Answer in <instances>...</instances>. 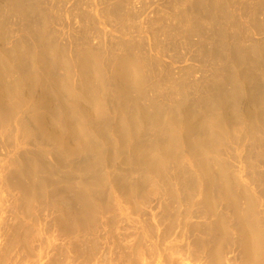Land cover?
<instances>
[{
  "label": "bare ground",
  "instance_id": "obj_1",
  "mask_svg": "<svg viewBox=\"0 0 264 264\" xmlns=\"http://www.w3.org/2000/svg\"><path fill=\"white\" fill-rule=\"evenodd\" d=\"M31 1L30 0H3L7 10L4 11V10L0 9V130H1L0 131L1 132L0 141L2 143H4V142L8 143V144L13 143V145L18 144L20 146L22 143L23 147L24 146L27 147L28 145H33V147L35 146L33 151H31L32 149L29 150V148H28V150H25L23 147L21 148V150H19L20 148L18 149L19 152L17 155H18L19 161L16 160L14 162V169L11 171L10 175L8 176L9 178H11L12 183L15 185L16 188L24 190L25 187L27 188L30 186V189H33V190L38 189L37 190L38 194H40V192H41V194H42L41 196H45V197L47 196V198L44 197L45 200H47L48 204L52 205L53 208L55 207V209L58 207V205L60 206V204H58L57 202L63 203L64 200L66 201V203L67 202L69 203V204L67 203L68 205L78 207V209L74 210L72 213H69V212L65 213V211L61 212L62 218H60V219L61 220L63 219L62 227L64 228V229L60 228L62 230V232L64 230H65L64 232L66 233V232H69L72 230L74 231V229H77V230L78 229L81 230V229H85V228L90 229L92 227V225H94V224L96 225V221L98 220V218H99L98 216H100V213H103V212L106 213L105 211L110 209L112 203L110 201L106 202L104 200V198L106 197L104 194H106L108 185H110V183L107 180L108 178L106 177L105 173H109V172H105L103 169L98 167V163L101 162L99 160L100 156L105 157L106 155H108L110 160L112 159L114 161H116V160H119V161L121 160V162L123 161V164H121V162H119L121 165H123V167L121 165H118L119 167H117V168H119V169H118L117 174L115 175L113 180H111V181L109 180L111 183L112 182L115 183V186L116 185H122L123 182L121 183V180H122V179H120L121 177L124 180V184H123L124 188H126V187L128 188V186H129L132 189L133 187H131V185H133L134 183L138 184V186L142 185V184L139 185V183H137L135 181H134V183L131 182L133 184H131V185L129 184V182H130L129 178H132L130 176L133 173L137 174V175H138V173L144 174V176L148 177V178H146V181H149V183L151 181H154L156 183V187H154L156 190H157V187H159V185H161L160 183L164 184V187L166 188L164 180L167 179L169 183L171 182L172 184H174L173 182H176V184H174L176 186L177 185H179V187L181 185L186 186V190L188 191V194H189V200L188 201H190V204H192L191 202H193V204L194 203L196 204V202L199 201L200 198L202 197L204 189H207V188H205V186H206L205 183L208 181H206L204 179V177L202 178L201 173L199 172L200 169H198V165H200V162H202V161L205 162L204 161L205 159H206V161L209 158H210V160H212L211 157H216L218 154H221L223 157L222 159H224V153L225 152H226L225 157H228L227 156L228 151L226 149V147L228 145L232 144L235 147V151L237 152L238 157H240L241 156L240 152H243L247 143L250 142L253 155H256V157H258V159L261 163H264V114L260 113L261 108L264 107V89H262L259 86L260 83H258V82L255 83V86L253 88L250 86V89L252 88L251 89L252 93L250 94L251 97L249 100L251 102H253L254 105L250 106L248 104L252 108L260 109V110H257L258 112L260 111L259 112L260 114L258 116L256 114L258 112H255L256 117L252 116L251 117L252 119L248 118V120H247V119H244L242 117L240 118V116H236V113H235L234 114L235 116L231 115V116H233V118H236L235 121H234V119H231V120H233L232 124H231L230 121H228V120L225 121L226 118L228 117L226 114L222 115V112L219 114L215 113V111L218 108H224L229 113V108H232V105H235L238 102L239 94L241 92H245V90H246V89L244 91L241 90V89H243L241 87V84L243 83L241 80H245V81L247 80L248 81V79H249V81H251V83L249 82V84L253 86L252 81L253 82H255V80L259 81L260 77L261 78L264 77V72H262V68H264V44L262 45V43L261 44L258 43L257 45H255L256 43L252 41L253 43H255L254 47H248L251 45H247V46H245V49H244L243 48L244 46L241 47V45H243L244 43L241 44V41L238 39V36L235 37L232 35V37L237 38V40H238L237 43L240 44L239 46H237L238 44H236V42H235L232 45L229 42V40L231 39V41H233L234 39L232 40V38H230V36H229L230 39L226 40L228 38L226 36V34L224 33V31H226V30L223 31L224 34L222 33V30L225 27L224 28L222 27L223 26V25H221L222 23L220 25H218L217 21L219 18L216 19L217 21L215 20V22H217V25L216 24L215 25H216V27L219 26L218 27L219 30L218 31L214 30V32L217 31L216 33H218L219 39H218V41L216 40V42L220 41L221 47H220V45H218V46L215 45L218 48L220 47V49L214 48V50L217 49L218 51L224 52V56H225V53L228 52L227 53L228 56L227 55L226 56L229 59L232 58V60L230 59L231 61H235L237 59H238V61H236V62L241 61V65L243 64L242 67L244 66L245 61H248V62L250 61L249 62L250 64H248L246 62V65L248 67L246 66L247 67L246 72L243 71L244 74L240 73L238 69L234 70V72L243 76V78H239V77L237 78L236 74L235 75L231 74L230 70L228 71L227 68H226V70L228 72L225 75L223 72L224 69H222V68H224L223 65L222 64L216 65V63H214L215 61H212L213 60L212 59L209 62L210 63L213 62L215 67L214 66H213L214 68L211 67L212 69H210L211 70L210 72L212 75V77H211L212 79L210 78L207 81H208V83L211 82L210 80H213V78L215 77L214 75H217L218 79L221 80V81H219L220 84L216 83L215 85L210 86L208 83L205 82L204 85L207 84V86H202L203 85L202 84V85H200L201 87H199V86H195L194 88L192 87L193 91H190L188 89V85H189V87H191L190 86L191 84H189L190 81L187 84L188 72L185 71V70H187V68L185 70H181L180 77H177L178 75H175V73H174L173 66H177L176 63L178 62V58L180 56L178 57L177 55H175V56L173 55L175 58H176V56L178 58H176L177 61L176 60L171 61L172 62L170 64L171 66H166L167 64L169 65V62H167V64H164L162 62V59L160 58L161 56L159 57V55H165L166 52L168 51V49L170 48V46H165V43H166V45H167V43L169 45H170V43H173L175 45L177 39H180L181 36H184V38H185L186 35H188L186 40H187V42H189L192 40V37L195 36V35H191V36H189V35L195 34V33H197V38H198V36H199L198 32H200V31H198V28L201 27L198 24H200L202 22L201 20L204 19V16H205V18H207V16H208L206 21L209 20L208 22L211 25L210 21L213 19V15H214L215 10L217 12L216 17L219 16V15H217L218 13L221 14V19L222 18L224 19V20L222 19L223 22L226 23L225 22V20H226L228 23L227 26L228 25L231 26L233 24V22L229 21V18L231 17V16H229L230 15L229 13L231 12V10L228 9V7H230L231 3H232V2H230V0H221V2L223 1L222 4H220L221 2L219 3L218 0L217 1H215V0H169V4H171V5H169V9H172V13H170L171 11L169 12L171 14L170 17H166L164 12H163L165 10H161L163 12L162 13L163 16L159 15L156 17V20H155L153 15L154 16H156V15H155V13L154 14L152 13L153 14L152 17L154 20L153 22L155 23V25H154L155 28L153 27V29H152V27H151V31L149 32V36H150L149 41H151L150 42L151 46H148V43H147V47L150 48L149 52H148V54L149 53L150 54L148 55L146 53L145 54L142 53V56H141V54H140V56L138 54L136 57V52H135V56H134L133 53L132 54L127 53L126 52L128 50L127 49L126 51L121 52L123 54L126 53L124 58L117 60L116 64H114L115 65L114 66L115 69H114V73H113L114 74V81L115 82L120 81V83H121V80L123 81V79H124L125 80L124 84H126V85L124 86L123 84L119 83V84H115V86L113 88L111 86L109 87V88H112L111 92L109 91V95L110 94L113 95L112 96V97H114L113 102L115 100L116 102L119 103L118 105L117 104L114 105L113 110L110 109L108 106V102H110L111 97L108 95L110 97V98L108 97L109 98L108 99L107 98L108 93L106 92V91H108L106 88V86H108V85H107V82L105 80V76H107L108 74L106 75L107 67H105V66H106L107 62L104 58V54L102 56L101 53H98V51L95 52V50H98V49H96L95 45L94 46L91 45V43L90 44L88 43V45H85L87 47L82 46V47H85L82 49H80L78 47V49H80V50H78L79 52L77 51L79 53L77 56L79 61L77 62L73 58L72 59L78 63V66L80 68V71H79L80 72V74H79L80 84L79 85H81V86L79 88H78V86L72 87L70 85V83H72L71 82L72 75H73L72 74V67L75 65L74 64L75 62L73 63V61H71L72 60L71 58H70L71 59L70 60V59H67L65 57L64 46L62 45V42L64 40L61 38V35L58 33V31L54 27L55 23L56 22L58 23V21H55V20H58L56 18V14L54 12H52L53 15H51L52 13L48 14L49 12L48 13L45 12L48 10V8H47V10L45 9L44 11L42 10L39 12L37 9L40 7V5H39L40 0H33L32 2ZM100 1L102 3L104 1L108 2L109 0H100ZM252 1L250 0V4ZM41 2H43V1L41 0ZM129 2H130V0H113V4L111 5L110 9L105 8L104 10H101L99 12V9L97 7V12L101 13V15L106 13L107 16L114 18L113 19L114 21L112 20L113 22L119 21L121 23H124V21L129 20V19L122 18L125 15L123 16L124 12L122 13L123 7H121V4L122 3H125V4L128 3V5H129ZM242 2H245V1L243 0ZM242 2H241V4H242ZM248 2H247V5L249 6L250 4H248ZM1 3H2V1H1ZM98 3H99V0H98ZM237 3H239V5H240V2H237ZM258 3H259V1H258ZM40 4H42V6H43V3H40ZM103 4H107V3H103ZM233 4H236V3H233ZM30 5H32V6H30ZM34 5H35V7H34ZM78 5H80V4H78ZM128 5H126V6H128ZM243 5L246 6V2ZM166 6L167 5H165V7ZM233 6H235V5H233ZM248 6H246V8ZM109 7H110V5H109ZM130 7H128V8H130ZM6 8L4 7L3 9H6ZM126 8L127 7H124V9H126ZM242 8H243V6H242ZM242 8L240 7V9H242ZM250 8H251V11H249L250 10L249 8H248L249 10L244 9V11H248L249 13L252 12L253 17L254 16L257 17V14L258 13L260 14L264 9L263 2H260L259 4H256V5L254 4V9L252 7H250ZM50 9H52V8H50ZM79 9H78V11H79ZM89 9H91V8H89ZM163 9H164V7H163ZM235 9H238V7H236ZM36 10H37V13L38 12L40 13V14L38 13L39 15L37 14L38 16L34 15V12L36 13ZM227 10H229L230 12H228ZM161 11H157V12H161ZM81 13H82V16L85 14V12H81ZM68 14H70V13H68ZM259 14H258V17H259ZM86 15H88V13ZM92 15H94V14H92ZM200 15H204L203 19H201V20L199 18ZM233 15L234 14H232V17H234ZM261 15H262V13H261ZM52 16H53V18H56V19L54 20L52 18ZM128 17H129V15H128ZM232 17L230 18L231 20H233ZM255 17L254 18L250 17V18H252V20H253V19H256ZM196 18H198V19H196ZM85 19H86V17H85ZM93 19H94V17H93ZM142 19H143V17H142ZM195 19H196V21H195ZM89 21H91V20H89ZM203 21L206 22L205 20H203ZM233 21L236 22V20H233ZM257 21H260V20H255L253 22V24ZM96 22H94V24H96ZM204 22H202V24ZM10 23H11V25H10ZM16 23H19V25L21 24L22 28L18 29L19 27L17 28L18 24H16ZM121 23H119V25H122ZM195 23L197 25H195ZM258 23H255L253 26L257 27L256 29H258L257 31H259L258 33L261 35V32H263V27H264V25H262V24H264V22L262 24L261 23L258 24ZM12 24L14 25L15 28H17L16 32L14 30L15 28L12 29L13 28V27H11ZM88 24H89V22H88ZM88 24H86L84 26L87 27ZM105 24H107V23H105ZM114 24L117 25L118 23H114ZM204 24H203V26H204ZM236 24L239 25L240 23L237 21ZM256 24L258 26H256ZM143 25H145V24H143ZM210 25H208V27ZM241 25H239V26H241ZM151 26H152V24H151ZM233 26H235V23ZM83 27H81V28L83 29ZM109 27L110 26H108V28ZM115 27H117V26H115ZM132 27H134V26H132ZM212 27H213V25L210 26V28H212ZM204 28H205V26H204ZM204 28H202V29H204ZM238 28H237V30H239ZM132 29L135 30V28H132ZM226 29L228 30V28H226ZM233 29H231V30H233ZM241 29H243V28H241ZM252 29H254V28L252 27ZM91 30L93 31V27H92V29L90 28L89 31H91ZM124 30H122V31L124 32ZM126 30H128V29H126ZM136 30H138V29H136ZM207 30H205V31H207ZM235 30H236V28H235ZM255 30H253V31L256 32ZM117 31L119 32L120 29ZM249 31H251V30H249ZM103 32H105V31H103ZM208 32H212V30L210 29V30H208ZM238 32H240V30ZM82 33H84V32H82ZM202 33H203V31L201 32V35H203ZM229 33H231V32H229ZM88 34H89V32H88ZM234 34H235V32H234ZM236 34L238 35L237 32H236ZM242 34L239 33L240 36H242ZM255 34H257V33H255ZM107 35H109V34H107ZM211 35L212 34H210L208 37H211ZM85 36H86V34H85ZM90 36H88V37H90ZM161 36L163 37L162 40L160 39ZM125 37H127V36H125ZM216 37H217V35H216ZM216 37H215V39H216ZM248 37H250V36H247V40L244 39L242 41H245V42L249 41ZM253 37H251V38H253ZM85 38L87 39V37H85ZM93 38H95V37H93ZM142 38H143V36H142ZM199 38H201V37H199ZM203 38H204V35H203ZM205 38H207V37H205ZM98 39H97V41H98ZM126 39H120V40H123V43L125 40L126 43L124 45L126 47L123 44H121L125 48L128 47L126 44L129 41H130V43L136 42V41L135 42L131 41V37L128 38V39H130L129 41L127 39L128 42L126 41ZM212 39H213V36H212ZM61 40H63V41L60 42ZM88 40L89 39H87V41ZM91 40H92V37H91ZM134 40H135V38H134ZM144 40H146V39H144ZM205 40L203 43L209 41V40H206V41ZM202 41L200 40V42L199 41H196V42L197 43L199 42L202 44ZM213 41H214V39H213ZM213 41L211 42V44L212 43L215 44V42H213ZM255 41H257V40H255ZM193 42H195V41L193 40ZM252 42L250 44H252ZM263 42H264V40H263ZM130 43H128V45ZM180 44H182V43L180 42ZM206 44H208V42L205 43L204 47H206ZM139 45H140V42H139ZM141 45L137 48L136 47H134V48H136V49L145 48L144 45L143 46H141ZM174 45H172L171 48L175 47ZM202 45H204V44H202ZM202 45H200V47H202ZM102 46H103V44H102ZM136 46H138V45H136ZM186 46H188L187 43H186ZM191 46H192V44H189L188 47H191ZM120 47H122V46H120ZM208 47L211 48V47H213V45L210 46L208 44ZM239 47H241V48H239ZM131 48L133 49V47H131ZM136 49H135V51H136ZM138 50L140 52V49H138ZM171 50H169V52ZM174 50H172V53ZM130 51L131 50H129L128 52H130ZM153 51H155L156 53H154ZM186 51H188V50H186ZM206 51H207V49H206ZM206 51H204V52H206ZM210 51H212V53H214L213 50H210ZM210 51H208V52H210ZM77 52L75 53L76 55H77ZM139 52H137V53H139ZM144 52H146V51H144ZM196 54H198V53H196ZM205 54H207V53H205ZM210 54H211V52H210ZM215 54H217V53L215 52L214 55ZM220 54H222V53H220ZM76 55H75V57H76ZM208 55H209V53H208ZM114 56H113V58L115 59ZM200 56H202V55H200ZM219 56H223V55H218V59H217L218 61L223 62L224 59H222V57L219 58ZM118 57H120V56H118ZM121 57H123V56H121ZM174 57H172V59H175ZM205 58L200 59V61L203 62ZM223 58H225V57H223ZM110 60H112V59H110ZM182 60H184V59L182 58ZM230 60H229V62H231ZM197 61L199 62V60H197ZM197 61L194 60V62H197ZM204 62H206V61H204ZM229 62H227V63H229ZM236 62L233 64L234 66L237 65ZM213 63H211V64L213 65ZM238 64H240V63H238ZM155 65L156 66L158 65V67L159 66L163 67V68L161 67V69H163L164 75H161V73H160V76H163L162 80H161L163 84L159 83V82H161L159 79H158L159 82L158 81L153 82L154 78L152 79V77H151L153 74L152 69L157 73V71L155 70ZM201 65H203V64L201 63ZM189 67L190 66H188V68ZM239 67H240V65H239ZM195 70H196V68L194 69V71ZM203 70H205V69H203ZM159 71H160V69L158 70V72ZM151 72H152V74L150 75ZM202 72H204V71H202ZM176 74H177V72H176ZM194 74H193V76H194ZM154 75H155V73H154ZM209 75L206 76L207 79H208ZM154 77H156V76H154ZM197 77H198V75H197ZM157 78H158V76L156 77V79ZM203 78H201L202 81L204 80ZM236 80H238L239 82ZM202 81H200V83H203ZM231 81H233V82H231ZM148 83H152V84L149 85ZM157 83H159L161 85H158ZM227 84L231 85L232 88L231 89L229 88L230 90L229 89L227 90L226 88H224V87H226ZM112 85H114V84H112ZM230 85H227V86L229 87ZM196 87H199V91L194 90V89H196ZM246 87H248V86H246ZM134 92H136V94H137V95H135V97H134V94L132 96V93H134ZM45 95L48 96V99H47V97H45ZM248 96H249V93H248ZM195 97H197V99ZM45 98L47 99V101L45 100ZM83 98H84V101L87 100L86 103L84 102L85 104H87V106H83V104H84ZM251 102H250V104H252ZM182 109H183V111L186 110V112L189 113V115L185 114L189 118V119H187V121H186L187 117H184V115L183 116L181 115ZM234 109H236V108H234ZM218 110H221V109H218ZM225 110H223V111H225ZM242 110H243V108H242ZM50 112L52 113L51 119L48 118V117H50L49 116ZM248 112H250V110L246 111V115L248 114L247 116L249 117ZM227 119H229V118H227ZM190 120L194 121L192 123H195V124L192 125ZM183 125H186L185 127H187V125H188L187 129H189V126H190V132L191 133L189 135H191V134L192 135L190 138L187 137V140H186V138H184L182 136V135H186V134H182ZM242 125H243V127H242ZM111 129H113L114 131L110 132ZM184 130H185V128H184ZM185 132H186V130H185ZM185 132L183 131V133H185ZM70 146H73V147H70ZM218 151L220 153H217ZM49 157H51L53 159L52 160L53 163H51V164H49L50 161H49V163L47 161V159ZM104 157H103V159H105ZM76 159H78L79 162H75ZM181 159H183V161H184V159L187 160L188 163H190L189 167H187V168L186 167H180L179 170L177 171V173L174 171L176 174L174 173L173 177L170 176V174L167 173L170 170V164H172V162L175 161L177 163V164L175 163V165L180 166L178 161L182 162ZM216 159L218 160L219 158H216ZM222 159L220 158V160L218 161L220 166H218L219 164L217 166H215L216 168L219 167L218 170L216 168H214V170L215 169L217 170L215 174H214V172L210 171L211 169L209 166H208V168L210 170H208V168H207L208 173H211V174L213 173V175L207 176L209 179H211L210 183H212V182L215 183L216 182L215 180L217 179V177L224 180V185L222 184L221 180H220L221 184L219 183L220 185H223V187L221 186V190H220V187L218 186V182H217V185L213 184V185H215V188H217L216 190H218V191L220 190L218 192V194H214L215 197L218 198V201L220 202L221 198L225 199V197L227 196V198L232 197L231 199L234 201V204H236L235 202H237V200L239 199V198L237 199V197L239 195L242 196V194L243 193L245 194L247 191L251 192L252 195L254 197H256L255 199L260 201L258 194L262 193L261 189L257 188V185H255L256 189H249L247 187L248 186L247 180L244 177V172L241 171L240 175H237V176L235 173H232V175H231L229 173L230 170L228 171V166H227L228 163L226 164V161L223 160L225 162L224 163L223 161H221ZM97 161H98L97 164H93V162L95 163ZM221 162H223V163H221ZM202 164H204V163H202ZM216 164H217V162H216ZM124 166H125V168H124ZM105 168H107V167H105ZM64 169H66L68 171V173H66L65 178H64ZM73 170H75V171H73ZM82 171H85L84 173L85 174L87 173L88 176H86L87 174L85 175L84 173H80ZM78 173L82 174L81 175L82 181L80 179H78L80 182H77V187H75V189L77 188L78 192H76V191H74L73 186L70 184V181L75 180L76 178H80V177H77ZM202 173H204L203 169H202ZM40 175H42V176L44 175V176L41 177ZM112 175H113V173H112ZM171 175H173V174H171ZM203 176H205V175H203ZM142 177H143V175H142ZM258 177L261 181L264 180V173L259 172ZM23 178L28 179L29 184L27 186H25V183L23 182L25 179L22 181ZM110 178L111 177H109V179ZM133 179H134V177H133ZM118 180H120V181H118ZM238 180L241 183H243L246 187H242L243 185L241 186L240 185L241 183L239 184ZM137 181H139V180H137ZM140 181L142 183L144 182L141 179H140ZM74 182H73V184H74ZM118 183H120V184H118ZM169 183H167V184L169 185ZM153 185H154V183H153ZM208 185H209V182H208ZM115 186L112 185L113 189L116 188ZM135 186L136 185H134V189H135ZM210 186H209V188H210ZM216 186H218V187H216ZM121 187L122 186H120L119 188H121ZM130 188H129V193H130V191H131V193L133 191H138L136 189L130 190ZM170 188H171V186H170ZM139 189H141V188H139ZM211 189H210V191H211ZM33 190H32V192H33ZM124 190H126V189H124ZM141 190H143V187ZM216 190H215V193H217ZM28 191H29V188H28ZM120 191H123V190H120ZM139 192H141V191L139 190ZM134 193H132V195ZM166 193H168V192H166ZM219 193L221 194L220 196H219ZM236 193L238 194V196ZM38 194H36L35 197H37V199H40L38 197L39 196ZM141 194H142V192L139 193V195H141ZM184 194H185V192H184ZM184 194H183V190L177 189V194L174 197L179 201H183L185 199ZM246 194H247V196L249 195V197H250V193H246ZM111 195H113V194H111ZM111 195H110V197H112ZM135 195H136V193L134 194V196ZM139 195H137V196H139ZM204 195H205V193H204ZM102 196H104V198ZM148 197H149V195H148ZM254 197H253V199H254ZM119 198H120V196H119ZM227 198H226V200H227ZM243 198H246V197L243 196ZM142 199H143V197H142ZM253 199L251 197H250V199H247L248 205L249 204H251L252 206L254 205L255 201L253 202ZM35 200H36V198H35ZM214 200H215V198H214ZM229 200H230V198H229ZM214 203H216V207H217L218 202H214ZM113 204H114V202H113ZM56 205H57V207H56ZM68 205H67V207L69 208L70 206H68ZM255 205L253 206V208L255 207ZM193 207H195V206H193ZM73 209H71V210H73ZM64 210H66V209H64ZM193 210L191 211V213L193 212ZM235 210L236 209H234V211ZM237 210H239V208H237ZM189 212H190V210H189ZM193 214H195V213H193ZM237 214H240V213L237 212ZM242 214L243 213H241V215ZM174 219H175V217H174ZM68 220H69V222H68ZM189 230H191V229H189ZM186 231H187V229H186ZM170 232H172V234H173V228H172V231H170ZM169 233H168V235H169ZM182 234H183V232H182ZM157 236H158V234H157ZM179 236H180V234H179ZM167 237H169V236H167ZM190 238H191V235H190ZM148 242H150V241H148ZM230 243H232V242H230ZM197 245H198V242H197ZM140 246H139V248H140ZM194 248H196V247H194ZM138 253H140V251ZM133 264H135V263H133Z\"/></svg>",
  "mask_w": 264,
  "mask_h": 264
},
{
  "label": "rangeland",
  "instance_id": "obj_2",
  "mask_svg": "<svg viewBox=\"0 0 264 264\" xmlns=\"http://www.w3.org/2000/svg\"><path fill=\"white\" fill-rule=\"evenodd\" d=\"M1 1H2V3H1ZM1 1H0V5H1L0 9L4 10V11L7 10L3 0H1ZM42 1L43 2H41V0L39 1L40 7L39 8L37 7L38 8L37 10L40 12L42 10L44 11L45 9L47 10V8H48V10L45 12H47V13L49 12L48 14L54 12L56 14V18L58 20H55L56 18H53V16H52V18L55 21H58V23L57 22L55 23L54 27L56 28L58 33L61 35V38L64 40V41L61 40L60 42L63 41L62 45L64 46V54H65V57L67 59L73 58L75 61L78 62L79 61V59L77 57L79 54L78 50L87 47L85 45H88V43L89 44L91 43V45L96 46V49H98V50H95V52L98 51V53H101L102 56L104 54V58L107 62L105 67H107V71H108V72L106 71V75L107 74L108 75L105 76V80H106L107 85H108V86H106V88L108 90L106 92L108 93L107 98L109 96L111 97L110 102H108V106L112 110H113L114 105L119 104L115 100L113 102L114 97H112L113 96L112 94L109 95V91L111 92V89L115 86V84L120 83V81L119 82L114 81V74L113 73H114V69H115L114 64H116L117 60L124 58V56L126 55V53L123 54L121 52L126 51L128 49L126 52L131 53V54L133 53L134 56H135V52H136V57L138 54H139V56H140V54L142 56V53L148 54L150 48L147 47V43H148V46H151V43H150L151 41H149L150 40L149 39L150 38L149 32L151 31V27L153 29V27L155 25V23L153 22L154 21L153 17L156 20L157 16H159V15L163 16V14H162L163 12H164L166 17H170L171 16L170 13H172V9H169V5H171V4H169V0H159V1L158 0H132L133 2L130 0L129 5H128V3L127 4H125V3L121 4V7H123L122 13L123 12L125 13V14L123 13V16L124 15L125 16L122 18L129 19V20L124 21V23H125L124 24V23H121L119 21L113 22L114 18L107 16L106 13L103 15H101V13H99L101 10H104L105 8L110 9L111 5L113 4V0H111V1L109 0L108 2L104 1L102 3L100 0H99V3H98V0H81V1L80 0L79 1L78 0H42ZM215 1H217V0H215ZM242 1L243 0H237V1L236 0H232V1L230 0V2H232V3H231V6L229 5L230 7H228V9L231 10V12L229 10H227L228 12H230L229 16L232 17V14H234L233 15L234 17H232L233 20H236V22L238 21L240 23L239 25L242 24L241 26L237 25L238 23L236 24V22L231 20L230 19L231 17H230L229 21L233 22V24L231 26L233 28L235 27L236 30H235V28L233 29L230 25L227 26L228 23L226 20H225L226 23L223 22L224 19L223 18H222L223 20L221 19V14L218 13L217 15H219V16L216 17L217 12L215 10V12H214L215 16L213 15V19L210 17L212 19L210 21L211 25L208 22L209 20L206 21L208 16H207V18H205L204 15H200V17H199L200 20L203 19V16H204L203 20H205L206 22L201 20L202 22L205 23V24L203 23L205 28H204L202 22L201 23L199 22L200 24H198L196 22L199 26H201L200 28H198V31H200V32H198V34H199L198 38H197V33H195V34L189 35V36L195 35L194 37H192V40L190 39L191 40V41H189L190 43L187 42V40H186L188 35H186L185 38H184V36H181V38H180L181 40L177 39L175 45L173 43H170V45L167 43V45H166V43H165V46H170V48L168 49V51L166 52L165 55H159V57L161 56L160 58L162 59V62L164 64H167V62H169V65L167 64L166 66H171L170 65L172 63L171 61L172 60L177 61L176 58H178L180 56L178 58V62L176 63L177 66H173L174 73H175V75H178L177 77H180L181 70H185L187 68V70H185V71L188 72L187 77L189 80L187 79V84L189 81H190L189 84H191L190 85L191 87H189V85H188V89L190 91H193L192 87L194 88L195 86L201 87L200 85H202V84H203L202 86H207V84L206 85H204V84H205V82L208 83L207 80H209L212 77L210 69H212L211 67L214 66V63H216V65L217 64L223 65L224 68H222V69L225 70V71L223 70L225 75L230 70L231 74H234V75L236 74L237 78L238 77L243 78V76L234 72V70L238 69L240 73L244 74L243 71L246 72L247 71L246 68L248 67L246 65V62L248 64H250L249 63L250 61L249 62L245 61V63H244L245 67L244 66L242 67L243 64L241 65V61L236 62V61H238V59L235 61H231L232 58H230L231 59L230 60L227 57L228 52H226L225 56H224V52L218 51L217 49L214 50V48H218V47H216L218 45H220V47H221L220 41L216 42V40L218 41V39H219L218 33H216L219 30L218 29L219 26L216 27L217 22H218V25H220L222 23L221 24V25H223L222 27L223 28L225 27L223 30L222 29L221 30H222V33L224 30H226V31H224V33L228 37L226 40H229L230 38H232V40L233 39L235 40V41L234 40L231 41V39L229 40V42L232 45L235 42H236V44H238L237 38L232 37V35L235 37L238 36V39L241 41V44H243V43L245 44V45L244 44L241 45V47L244 46L243 47L244 49H245V46H247V45H251L248 47H254L255 43H256L255 45H257L258 43H260V44L262 43V45L264 44V42H263V40H264V27L262 26L263 32H261V35H260L258 33L259 31H257L258 29H256L257 27L253 26L255 23L259 22L262 24L264 22V14H263L264 9L261 12L262 15H261V13L260 14L258 13L260 18L258 17V14H257V17L254 16L256 19H253V20H252V18H254L252 15L253 13L252 12L249 13L248 11H244V9H246V10L250 9L249 11H251L250 7H252L254 9V4L256 5V4H259L260 2H263V7H264V1L263 0H255L256 1L255 2L254 0L253 1L251 0L252 1L251 4L253 3L252 4L253 6H252L250 4V0H247V1L244 0L246 2V6H248L247 2L249 1L248 4H250V5L247 8H246V6L243 5L245 2H242ZM258 1H259V3H258ZM218 2L220 3L221 0L220 1L218 0ZM237 2H240L241 6ZM241 2H242V4H241ZM40 3H43V6ZM103 3H107V4H103ZM222 3H223V1L220 4H222ZM233 3H236V4H233ZM78 4H80V5H78ZM232 4L235 6H233ZM109 5H110V7H109ZM126 5H128V6H126ZM165 5H167V6L165 7ZM30 6H32V5H30ZM242 6H243V8H242ZM2 7L3 8L5 7L6 9H3ZM34 7H35V5H34ZM97 7L99 9V12H97ZM124 7H127V8L124 9ZM128 7H130V8H128ZM163 7H164V9H163ZM236 7H238V9H235ZM240 7L243 10L240 9ZM50 8H52V9H50ZM89 8H91V9H89ZM78 9H79V11H78ZM37 10H36V13L34 12L35 16H38L40 14L39 12H38L39 14L37 13ZM161 10H165V11L162 12ZM80 11L85 12V14L82 16V13ZM155 11L156 12L161 11V12L156 13ZM166 11L168 13L170 11L171 12L168 14ZM68 13H70V14H68ZM87 13L89 16L86 15ZM152 13L153 14L155 13L156 16H154ZM92 14H94V15H92ZM51 15H53V13ZM128 15H129V17H128ZM152 15H153V17H152ZM85 17H86V19H85ZM93 17H94V19H93ZM142 17H143V19H142ZM250 17H252V18H250ZM196 19H198V18H196ZM196 19H195V21H196ZM216 19H218V21ZM89 20H91V21L93 20L92 21L93 23ZM215 20L217 22H215ZM255 20H260V21H257L253 24V22ZM88 22L91 26L88 24ZM94 22H96V24H94ZM105 23H107V24H105ZM114 23H118V24L116 25ZM119 23H121L122 25H119ZM196 23H195V25H197ZM234 23H235V26H233ZM16 24H18L17 25V28L19 27L18 29L22 28L21 24L20 25H19V23H16ZM86 24H88L87 27L84 26ZM143 24H145L146 26ZM151 24H152V26H151ZM10 25H11V23H10ZM208 25H210V26L213 25V27H212L213 29L210 28V26L208 27ZM262 25H264V24H262ZM108 26H110V27L108 28ZM115 26H117V27H115ZM132 26H134V27H132ZM251 26L254 29H252ZM256 26H258V25L256 24ZM11 27H13L12 29L15 28L13 24ZM81 27H83V29ZM92 27H93V31L91 30L92 31L91 32L89 30H90V28L92 29ZM17 28L14 29L15 32L17 31ZM125 28L128 30H126ZM132 28H135V30ZM202 28H204V29H202ZM206 28L208 30L211 29L212 32H208V30ZM226 28H228L229 31ZM237 28L240 30V32H238L239 30H237ZM241 28H243V29H241ZM119 29H120V31L118 32L117 30H119ZM121 29L122 30L125 29L124 32ZM136 29H138V30H136ZM231 29H233L234 31ZM205 30H207V31H205ZM214 30H217V31L214 32ZM249 30H251V31H249ZM253 30H255L256 32H254ZM103 31H105V32H103ZM202 31H203L202 34L204 35V38H203V35H201ZM82 32H84V33H82ZM88 32H89V34H88ZM229 32H231V33H229ZM234 32H235V34H234ZM236 32L238 33V35L236 34ZM239 33H241V34L243 33L242 36H240ZM255 33H257V34H255ZM85 34H86V36H85ZM107 34H109V35H107ZM210 34H212L211 37H208ZM124 35L127 36L128 38L131 37V41H133V42L136 41L138 44L136 42L130 43V41H129L130 39H128ZM216 35H217V37H216ZM88 36H90V37H88ZM142 36H143V38H142ZM212 36H213L214 41L212 39ZM214 36L216 37V39ZM229 36H230V38H229ZM247 36H250V37H248L249 41H246V42L242 41L244 39L247 40ZM85 37H87V39H89V40L87 41V39ZM91 37H92L93 41L91 40ZM93 37H95V38H93ZM199 37H201V38H199ZM205 37H207V38H205ZM251 37H253V38H251ZM119 38L120 39H126V38L128 39L129 42L127 41V39H126V41L130 44L129 45H128V43L126 44L128 46L127 48H125L126 46L124 45L126 43L125 40L123 43V40H120ZM134 38H135V40H134ZM97 39L99 42L97 41ZM144 39H146V40H144ZM160 39L162 40L163 37L161 36ZM199 39L201 41L203 40L202 44H204V45L199 43L200 42ZM205 39L209 40V41H207L208 44L210 46L213 45V47H211V48L208 47V44H206V47H204L205 43H207V42L203 43ZM178 40L182 44H180V42ZM193 40L195 42H193ZM255 40H257V41H255ZM196 41H199L198 42L199 44ZM212 41L215 42V44L214 43L211 44ZM252 41L255 43H253ZM139 42H140V45L142 44L141 46L144 45V47H145L143 49L138 48V49H140L141 53L139 52L138 49H136L137 47L140 46ZM251 42H252V44H250ZM186 43L188 46H189V44H192V46L188 47V46H186ZM102 44H103V46H102ZM121 44H123L125 47H123V45H121ZM136 45H138V46H136ZM172 45H174L175 47L171 48ZM200 45H202V47H200ZM239 45L240 44H238L237 46H239ZM82 46H85V47H82ZM120 46H122L123 48ZM130 46L133 47V49ZM78 47L80 49H78ZM134 47H136V48H134ZM220 47L218 49H220ZM241 47H239V48H241ZM135 49H136V51H135ZM171 49L172 50L175 49L174 50L175 52L173 51V53H172ZM185 49L188 51H186ZM206 49H207V51H206ZM129 50H131L132 52L131 51L128 52ZM143 50L146 52H144ZM169 50H171V51L169 52ZM210 50H213V52L214 53L216 52L218 55H223V56H219V58L222 57V59H224L223 62L218 61L217 60L218 55L217 54L214 55V53H212V51H210ZM204 51H206V52H204ZM208 51H210L211 54ZM76 52H77V55L75 54ZM137 52H139V53H137ZM153 52L156 53L155 51H153ZM195 52L198 54H196ZM205 53H207V54H205ZM208 53H209V55H208ZM220 53H222V54H220ZM75 55H76V57H75ZM173 55L174 56L177 55L178 57L176 56V58H175ZM200 55H202V56L204 55L206 58L204 56L202 57ZM113 56L115 57L116 60L113 58ZM118 56H120V57H118ZM121 56H123V57H121ZM172 57H174L175 59H172ZM223 57H225V58H223ZM182 58L184 60H182ZM203 58H205L204 61H206V62H204L202 60L204 63L200 61V59H203ZM73 59L71 61H73V63H74L75 61ZM110 59H112V60H110ZM194 60L195 61L199 60V62L198 61L194 62ZM210 60L215 61L214 63L211 62V63H213V65L209 62ZM229 60L231 62H229ZM226 61L229 63H227ZM77 62H75L74 63L75 65L73 64L74 66L72 67V74L73 75H72V79H71L72 83H70V85L72 87L78 86V88H79L81 86V85H79L80 84V81H79L80 68H79ZM200 62L203 65H201ZM235 62L237 65L234 66L233 64ZM238 63H240V64H238ZM239 65H240V67H239ZM188 66H190V67L188 68ZM161 67L162 66L158 67V65L157 66L155 65V70L157 71V73L152 69L153 74L151 72L150 75L152 74V76H151L152 79L153 78L155 79V80L153 79V82L158 81V79L160 81L162 80L163 76H160V73H161V75H164V73H163V69H161ZM158 68L160 69L159 72H158V70H159ZM195 68H196V70H195L196 72L194 71ZM226 68L228 71L226 70ZM203 69H205V70H203ZM263 70H264V68H262V72H264ZM202 71H204V72H202ZM176 72H177V74H176ZM154 73H155V75H154ZM193 74H194V76H193ZM153 75L156 77L158 76V78L156 79V77H154ZM197 75H198V77H197ZM207 75H209L208 79L206 77ZM214 76H213L214 77L213 80H210L211 82L208 83L210 86H213L216 83L220 84L219 81H221V80L218 79L217 75H214ZM201 78H203L204 80L202 81ZM260 80H259L260 82L258 80H255V82L252 81L253 86L249 84V82L251 83V81H249V79H248V81L247 80L246 81L241 80L243 82V83L241 82L242 83L241 87L243 88L241 90L242 91H244L245 89L246 90H245V92H241L239 94L238 102L235 104L236 106L232 105V108H229V113L224 108H218L221 110L217 109L215 111V113L219 114L222 112V115L226 114L228 116L227 118H229L230 120L226 118L225 121L228 120L231 122V124L233 121L231 119H234V121L236 119V118H233V116H235L234 115L235 113H236V116H240V118L242 117V118L247 119V120H248V118L252 119L251 118L252 116L256 117V114H257V116L260 113L264 114V110H263L264 107L261 108V112L259 111L260 112L259 113L257 110H260V109H255V108L250 107V106H253L254 103L249 100L251 97L250 94L252 93L251 89L255 86V83H257V82L260 83L261 85L259 84V86L262 89H264V83H263L264 77L263 78L260 77ZM200 81H202L203 83H200ZM236 81H238V80H236ZM124 82H125V80L123 79V81L121 80L120 84H123L125 86L126 84H124ZM231 82H233V81H231ZM159 83H162V81ZM159 83H157V84L161 85ZM194 83L195 84L197 83V84L195 85ZM112 84H114V85H112ZM148 84L151 85L152 83H148ZM227 85H230V84H227ZM227 85H226V87H224L227 90L229 88L230 89L232 88L231 85L229 87ZM110 86L112 88H109ZM246 86H248V87H246ZM250 86L252 87L251 89H250ZM199 87H196V89H194V90L199 91ZM248 93H249V96H248ZM133 94H134V97H135V95H137L136 92L132 93V96H133ZM45 97H47V99H48L47 95H45ZM195 98L197 99V97H195ZM47 99L45 98L46 101H47ZM86 101L87 100L84 101V98H83V103L84 102L86 103ZM250 102L252 104H250ZM85 103L83 104V106H87V104H85ZM234 108H236V109H234ZM242 108H243V110H242ZM223 110H225V111H223ZM247 110L248 111L250 110V112H248L249 117L247 116L248 114L246 115ZM255 112H258V113L255 114ZM187 113L188 112H186V110H184V111H183V109L181 110L182 116L184 115V117H187L186 115H189V113L188 114ZM51 114L52 113L50 112V114H49L50 117H48L50 119L52 117ZM231 115H233V116H231ZM187 119H189V118L187 117L186 121H187ZM190 122L192 125L195 124V123H192L194 121L190 120ZM185 126L186 125H183L182 134H186V135L188 134V135L187 136L182 135V136L184 138H186V140H187V137L190 138L192 134L189 135L191 133L190 132V126H189V129H187L188 125H187V127H185ZM242 127H243V125H242ZM184 128H185L186 132H185ZM112 131H114V130L111 129L110 132H112ZM183 131L185 133H183ZM0 135H1V132H0ZM11 144L10 143L8 144L5 142L0 143V264H133V263H135V264H264V180L261 181L258 177L259 172L264 173V163H261L259 161L258 157H256V155H253L250 142L247 143L246 147L244 148V151L240 152V154H241L240 157H238V154L235 151V147L231 144V145H228L226 147V149L228 151L227 152L228 157H225V154H226V152H225L224 153V159H222L223 157L221 154H218L216 157H211L212 160H210V158H209V159H207V161L205 159L204 160L205 162H203V161L200 162V165H198V169H200L201 171L199 170V172L201 173L202 178L204 177V179L209 182V185H208V182L205 183L206 186L207 185L208 186L207 187L205 186V188H207V189H204L203 195L200 198L201 201L200 200L197 201L196 204L195 203L193 204V202H191L193 205L190 204V201H188L189 200V194H188V191L186 190V186L185 185H181L180 187H179V185L176 186V185H174V184H176V182H173L174 184H172L171 182L169 183L167 179L164 180L166 188L164 187V184L160 183L161 185H159V187H157V190H156L154 188V187H156V183L154 181H151L152 183L151 182L149 183V181H146V178H148V177L144 176V174L138 173V175H137V174L133 173L130 176L132 178H129V180H130L129 184L131 185L135 181V182L139 183V185L142 184V185H140L141 187L138 186V184L134 183L133 185H131V187H133L132 189L129 186H128V188L127 187L124 188L123 187L124 180L122 177L120 178V179H122L121 183L123 182L122 185H116L115 186V183L112 182L113 183L112 184L110 181L113 180V178L117 174L118 169H119L117 167H119L118 165L123 164V161L121 162V160L120 161L119 160L114 161L112 159L110 160L108 155H106L105 157L100 156L99 160L101 162L98 163V161H97L95 163L93 162V164L98 163V167L103 169L105 172H109V173L111 172L110 174L104 172L106 177L108 178L107 180L110 183V185H108L106 194H104L106 197L105 198H104V196H102V197L104 198V200L106 202L110 201L112 203V205H111L109 210L105 211L106 213H104V212L100 213V216H98L99 218L97 217L98 220L96 221V225L95 224L92 225V227L90 229L89 228L88 229L85 228V229H81V230L74 229V231L72 230V231H69L66 233L64 232L65 230L63 232L61 230V229H64L62 227L63 219L62 220L60 219V218H62L61 212L65 211V213H67V212L72 213L74 210L78 209V207L70 206V205H68L69 203L67 202L68 203L67 204L66 201L64 200L63 203L57 202L58 204H60V206L57 204L58 207L56 205L57 208L55 209V207L53 208V206L49 205L48 201L45 200V198H47V196L46 197L41 196L42 194L40 191H39L40 194H38V191H37L38 189L37 190L34 189L35 190L34 191L33 189H30V186L27 188L25 187L24 190L16 188L15 185L12 183L11 178H9L8 176L10 175L11 171L14 169V162L16 160L19 161V158L17 155L19 152L18 149L20 148L19 150H21V148L23 146H22V143H21V146L18 144H14V145H13V143H11ZM28 146L27 147L24 146L23 148L25 150H28V148H29V150L32 149L31 151H33L35 148V146L33 147V145H28ZM70 147H73V146H70ZM217 153H220V152L218 151ZM103 157L105 159H103ZM50 158L51 157H49L47 159L48 163L50 161L49 164L53 163L52 162L53 159L52 158L50 159ZM216 158H219V159L217 160ZM220 158L222 159L221 161L224 160V161H226V164L228 163L227 164L228 171L230 170L229 173L231 175H232V173H235L237 176V175H240L241 171L244 172V177L247 180V183H248L247 187L249 189H256L255 185H257V188L261 189L262 193L258 194L260 201L255 199L256 197H254L251 192H249V191L246 192V193H250V197L252 199L254 197L255 200L253 199V202L255 201L254 205L256 204L254 208H253L254 205L253 206L251 204L248 205L247 199H250V197H249V195L247 196L246 193L245 194L243 193L242 196L241 195L238 196V194L236 193L238 196L237 199L239 198L237 200V202H235L236 204H234V201L231 199L232 197H229L230 200H229V198H227V196L225 197V199L221 198L220 202L218 201V198L215 197L214 194H218V192L221 190V186L223 187L224 180L217 177V179L215 180L216 181L215 183L214 182L210 183L211 179H209L207 176H211V175H213V173L212 174L208 173L207 168L209 166L211 170L209 168H208V170L214 172V174H215L219 168V167L216 168L215 166H217L219 164L218 161L220 160ZM181 161L182 162L178 161L180 166L175 165V163H176L175 161L172 162L173 165L170 164L169 172L170 171L171 172L170 173L167 172L168 174H170V176L173 177L174 173L175 172L177 173V171L179 170L180 167H186V168L189 167L190 163H188L187 160L184 159V161H183V159H181ZM215 161L217 162V164ZM75 162H79L78 159H76ZM119 162H121V164ZM223 162H221V163H223ZM202 163H204V164H202ZM121 166L123 167V165H121ZM218 166H220V164ZM105 167H107V168H105ZM124 168H125V166H124ZM214 168H216L217 170L216 169L214 170ZM202 169H203L204 173H202ZM65 170L66 169H64V178L66 176V173H68V171L67 170L65 171ZM73 171H75V170H73ZM84 172L85 171H82L80 173H84ZM112 173H113V175H112ZM78 174H77V177H80V178H76L75 180L70 181V184L73 186V189L76 192H78V191H77V188L75 189V187H77V182H80L78 179L81 180V175H82V174H79L80 175L79 176ZM171 174H173V175H171ZM142 175H143V177H142ZM203 175H205V176H203ZM40 176L43 177L44 175L43 176L40 175ZM86 176H88V174ZM108 176L111 178L109 179ZM133 177H134V179H133ZM140 179L144 182L142 183L140 181ZM137 180H139L140 182ZM220 180H221L223 185H220L221 184ZM22 181L25 183V186H27L29 184V181L27 178H23ZM118 181H120V180H118ZM73 182H74V184H73ZM131 182H133V183H131ZM217 182H218V186L220 187L219 191L216 190L217 188H215V185H217ZM153 183H154V185H153ZM167 183H169V185ZM238 183L240 184L241 182L239 181ZM111 184L116 187L115 188L116 190L113 189ZM118 184H120V183H118ZM213 184H215V185H213ZM134 185H136L135 189L138 190V191L132 192V193H134V192L136 193L135 196H134L135 193L133 195H132L131 191L129 193V188H130V190H133ZM240 185L241 186L243 185L242 187H246L243 183H241ZM120 186H122V187L119 188ZM170 186H171V188H170ZM209 186H210V188H209ZM218 186H216V187H218ZM142 187H143V190H141ZM28 188H29V191H28ZM139 188H141V189H139ZM213 188L216 190L217 193H215V190ZM124 189H126V190H124ZM177 189L183 190V194L185 192V194H184L185 199L183 201H179L174 197L177 194ZM210 189H211V191H210ZM32 190H33V192H32ZM120 190H123L124 192L120 191ZM139 190L142 192L141 195H139V193H141V192H139ZM166 192H168V193H166ZM204 193H205V195H204ZM36 194L39 195L38 197L40 199H37V197H35ZM111 194H113V195H111ZM110 195L112 197H110ZM137 195H139L140 197ZM148 195H149V197H148ZM220 195L221 194L219 193V196ZM119 196H120V198H119ZM141 196L143 197V199ZM243 196L246 198H243ZM42 197L43 198L45 197V198L43 199ZM35 198H36V200H35ZM214 198H215V200H214ZM226 198H227V200H226ZM113 202H114V204H113ZM214 202H218L217 203L218 208L216 207V203H214ZM67 205L70 207L68 208ZM193 206H195L197 209ZM236 207L239 208L240 211L237 210ZM247 207L248 208L250 207V208L248 209ZM64 209H66V210H64ZM71 209H73V210H71ZM234 209H236V210L234 211ZM189 210H190V212H189ZM192 210H193V212L191 213ZM237 212L240 214H237ZM193 213H195V214H193ZM241 213H243V214L241 215ZM174 217H175V219H174ZM68 222H69V220H68ZM172 228H173V234H172V232H170V231H172ZM186 229H187V231H186ZM189 229H191L192 231ZM182 232H183V234H182ZM168 233H169V235H168ZM157 234L159 237L157 236ZM179 234H180V236H179ZM190 235H191V238H190ZM167 236H169V237H167ZM148 241H150V242H148ZM197 242H198V245H197ZM230 242H232V243H230ZM139 246L141 249L139 248ZM194 247H196V248H194ZM139 251H140V253H138Z\"/></svg>",
  "mask_w": 264,
  "mask_h": 264
}]
</instances>
